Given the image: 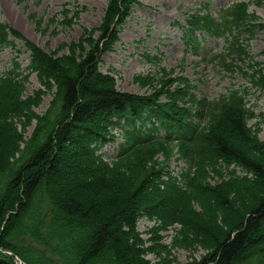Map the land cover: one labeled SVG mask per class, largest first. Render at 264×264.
Masks as SVG:
<instances>
[{"label": "trees", "instance_id": "1", "mask_svg": "<svg viewBox=\"0 0 264 264\" xmlns=\"http://www.w3.org/2000/svg\"><path fill=\"white\" fill-rule=\"evenodd\" d=\"M128 2L109 0L111 8L106 10L108 17L99 28V39L94 36L95 28L86 33L85 42L92 48L72 45L75 54L54 57L33 46L30 68L38 72L48 90L58 87L53 115L58 117L54 121L51 112L45 124L41 118L46 129L39 134L27 140L18 130L22 131L26 123L32 125L34 118L39 119L31 107L39 103L41 92L33 97L24 95L23 82L28 77L19 78L20 66L0 79V220L10 214L9 207L17 216L7 233H3V224L0 226V242L13 246L12 250L29 264H151L146 257L154 253V248L144 245L135 228L136 218L148 215L160 223L180 224L181 230L207 244L210 250L201 264H264V142L248 126L253 113L236 92L227 102H197L206 124L194 140L181 145L182 155L196 166L195 172L186 176L185 188L172 181L162 190L161 175L140 148L113 168L97 159L92 144L106 137L114 115H140L158 103L173 81L165 71L156 87L145 79V86L157 89L153 95L143 96L119 91L112 85L113 80L98 70V49L105 50L101 44L109 40L112 24ZM236 12L240 22L250 27L252 20L245 19L244 11L238 8ZM72 23L65 14L63 24ZM5 27L0 24L2 41ZM76 48L80 51L76 52ZM230 53L241 56L245 49L234 47ZM254 71L260 72L259 68ZM175 99L193 101L188 92L178 91L169 105L159 104L157 111L179 110ZM16 118L24 122L18 124ZM128 140L135 141L130 135ZM62 161L72 164L73 170L58 183L57 177L67 170V165L60 164ZM129 162L133 163L127 169L122 167ZM231 164L253 177L238 179L234 170H228ZM209 167L230 173V182L239 180L240 191L244 190L249 198L244 197V209H233V199L223 184L209 185ZM130 169L141 172L140 182L138 174ZM133 174L135 181L130 180ZM23 199L27 203L20 215ZM42 202L48 207L44 220L40 216ZM198 203L209 206L205 215L197 212ZM220 211L221 220L216 216ZM44 225L50 232L40 231ZM30 238H40V242L28 244ZM160 238L153 230V247H162ZM67 248H72L70 254ZM52 250L62 258L55 255L50 263L47 255ZM0 264L16 263L5 254Z\"/></svg>", "mask_w": 264, "mask_h": 264}, {"label": "rangeland", "instance_id": "2", "mask_svg": "<svg viewBox=\"0 0 264 264\" xmlns=\"http://www.w3.org/2000/svg\"><path fill=\"white\" fill-rule=\"evenodd\" d=\"M201 1L203 0H142V4L136 7L135 12L129 17L123 30L118 31L120 27L124 26V23L115 22L109 40L104 41L102 44L107 52L103 55L101 69L103 71L111 70L116 74L117 80H113L112 85L122 90L139 93L151 92L159 83V72L153 70V65L150 64L146 58V54L155 52V46L160 45L161 49L166 51V58L163 65L171 69V67L180 63L184 44L181 39L180 28L173 25L172 21L183 19L186 7L190 6L195 8ZM231 1L232 0H212L211 7L213 10H218L219 7ZM77 2L85 9L81 12L80 18L78 20H73V23L70 25H64L61 20L62 10L70 7L67 0H0V18L12 23L7 17L6 12H16L20 16L18 25L22 29L12 24L25 34L32 43L36 44L39 50L45 51L52 56L56 55L57 57L71 56L75 54V49H72V45L92 48L91 45L85 42L86 33L95 28L94 36L99 38V28L103 25L105 18L108 17V11L107 14H104V11L107 9V6H109V9L111 8L110 3L108 4L109 0H73V5ZM249 10L251 12H257L264 21V5H259L256 3V0H252ZM99 43L100 40L98 41V44ZM205 44L206 51L208 52L219 53L224 50L223 40L215 41L214 39H209L205 41ZM19 48L22 50L19 59L22 66H25L28 63L29 54L25 51V47L19 45ZM263 50L264 31L259 32L251 41V53L255 54L259 61L264 59ZM77 51L79 52L80 50L76 48V52ZM15 52L16 51L11 47H6L0 51V76L12 67V58ZM236 62L239 61L237 60ZM242 66L245 71H251V68L248 67V61L242 63ZM219 68L216 61L212 63L203 62L196 53H190L188 56L186 67L187 74H189L191 78H197L199 76L197 71L201 72L205 79L208 80L203 88L211 97L218 95L220 92H226V87L233 82L230 78L231 73L226 69L219 71ZM148 78L150 83L155 87L151 89L149 87H144L143 81ZM235 82L241 86L246 85L247 78H245L243 74H238ZM23 83L24 89H22V91L24 90V95L27 97H33L36 93V89L42 90L39 103L31 107V110L36 112L39 119L36 121V118H34L30 126L27 125V123L24 124L22 126L23 132L18 130L19 135L28 137V140L31 136L37 135V133L39 134L40 131L46 129V126H42L41 124V118L44 119L45 124L46 115H49L55 105V98L51 88L50 90H45L35 73L30 76L28 82ZM261 92L260 98L255 99L254 92L250 93L251 96L249 98L250 102H253L251 106L254 107L255 113L261 112L262 114L264 113V90H261ZM57 117L58 115H56L53 120L55 121ZM255 118L256 119L252 120L251 123L257 122L256 124L260 127L257 131V136L260 141H263L264 116L258 115ZM16 121L20 124L24 122V119L16 118ZM90 125L92 126L93 123ZM157 145L159 144H147L138 147L142 152H145L148 159H153L155 163L153 168L156 171V168L161 169V167L165 166L166 161L174 153V147L171 145L164 144L166 145L164 149H162V147L156 148ZM78 149L81 151L80 148ZM74 152H77V150ZM130 154L124 158L129 157ZM73 155H75V153H73L71 157H73ZM60 159L61 158L57 157L58 161H60ZM76 159H78V157H76ZM132 163L133 162H129L122 167L127 169ZM60 164H63V166L67 165V170L57 177L58 183L64 180L66 173L68 174L73 170V167H71L72 164L69 165L68 162L64 163L62 161ZM117 168L119 169L120 166ZM130 170L138 174V182H140L143 177L141 172L136 169ZM207 177V182L211 187H218L220 184H223L222 187H227L226 189L233 199L234 210L241 211L244 209V197L245 200H249V198L245 196L246 192L244 193V190L240 191L238 185L239 180L235 181V183L230 182V176L218 171H213L211 167L207 170ZM135 179L136 175L133 174L130 180L135 181ZM160 195L161 194L157 195L156 198ZM153 197H155V195ZM26 203L27 201L23 199V207L22 211H20V215L23 213V208L26 206ZM42 203L40 216L43 219L48 207L45 202ZM17 206L20 208V205ZM207 209H209L207 205L204 206L198 203L196 206V210L200 214L205 215L208 211ZM14 212L15 210L9 207L8 213L10 214L4 215L1 218L0 226L3 224V233H7L15 223L17 216L12 214ZM212 212L213 210L210 211V213ZM225 215L227 216L226 213ZM216 216L217 219L221 220L223 214L220 211ZM153 224V221L148 222L146 219H140L138 228L143 232L146 227L149 228V226H153ZM174 227L175 228L169 232H161L160 235L163 239L159 242V246L162 247H153V240L149 234L145 232L140 234L136 230L143 239L144 245H147L150 249L154 248V253L149 252L146 257L151 261V264H201L205 261L203 257L207 254L208 250H210L207 244L197 239L196 235L189 234L186 230H181L180 224ZM2 228H0V230ZM40 231L42 233L50 232L48 225L42 226ZM127 231L130 230L127 229ZM67 250L70 254L72 248H67Z\"/></svg>", "mask_w": 264, "mask_h": 264}, {"label": "bare ground", "instance_id": "3", "mask_svg": "<svg viewBox=\"0 0 264 264\" xmlns=\"http://www.w3.org/2000/svg\"><path fill=\"white\" fill-rule=\"evenodd\" d=\"M7 16L8 18L17 26L19 27L20 29H22L19 25H18V22L20 20V16L16 13V12H11V11H8L7 12ZM38 240L40 242V238H30L28 239L27 243L28 244H32V243H35V244H38L37 241ZM3 243L0 242V257H2L3 255L5 254H2V253H5V252H8V251H12V247L13 246H4L2 245ZM142 256L145 258V254L143 253Z\"/></svg>", "mask_w": 264, "mask_h": 264}]
</instances>
